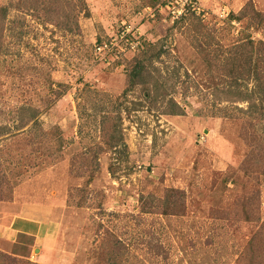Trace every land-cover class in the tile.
Returning <instances> with one entry per match:
<instances>
[{"label":"rangeland","instance_id":"rangeland-1","mask_svg":"<svg viewBox=\"0 0 264 264\" xmlns=\"http://www.w3.org/2000/svg\"><path fill=\"white\" fill-rule=\"evenodd\" d=\"M84 1L89 14L70 32L42 23L43 10L33 16L26 0H0L9 18L25 20L5 22L0 37V125L11 134L0 137V224L24 201L44 220L43 240L0 238L9 257L1 263L111 264L104 236L114 231L127 246L116 264H249L250 242L264 231V158L253 163L250 126L218 90L245 34L264 40V22L249 27L248 16L228 14L248 3L264 13V0H194L182 20L166 0ZM125 26L137 28L139 52L120 42ZM103 41L113 50L96 51ZM152 45L168 50L152 64L161 95L145 98L140 86L123 95L135 58ZM170 98L182 113H166ZM121 101L127 154L119 156L99 126ZM22 105L36 108L34 127H17ZM94 150V170L84 169ZM168 188L184 190L182 211L141 212L146 195Z\"/></svg>","mask_w":264,"mask_h":264},{"label":"trees","instance_id":"trees-1","mask_svg":"<svg viewBox=\"0 0 264 264\" xmlns=\"http://www.w3.org/2000/svg\"><path fill=\"white\" fill-rule=\"evenodd\" d=\"M24 3V8L27 12H31L33 16L40 18V10H43L45 15L42 19V23H52L55 27L62 30L73 32L74 30L79 29L78 17L81 12L85 16L89 14L87 5L84 0L78 2V0H38V2H32V0H26ZM161 0H149V5H156ZM19 5V4H17ZM71 8V12H66V7ZM9 8L10 6L2 5L0 6V37L6 28L9 21L16 22L19 24V27L23 26L25 20L14 17L9 18ZM20 8L16 6L15 9ZM194 13L190 10H187L182 16L178 19L182 20L186 17L187 14ZM62 16H65L63 19ZM248 16L249 22L247 26L257 27L264 22V13L257 10L252 3H248L240 11V14L229 13L227 16L228 21L236 18L241 20L243 17ZM6 22V23H5ZM12 26H9L8 29ZM21 29V28H20ZM20 30V33L21 34ZM152 47V48H151ZM147 50H143V54L140 57L135 58L134 64L132 65L130 71L128 72L127 87L123 91V95H127L128 91L134 89L136 86H140L144 90V97L151 98L152 100L156 99V96L161 95L160 93V81L154 74V70H157L153 66L154 59H160L161 56L166 53L168 50L165 47L156 48L155 45H152ZM3 49L2 44L0 43V52ZM237 49L231 60L228 61L227 70L228 74L233 78L218 90L219 93L223 94L225 98L224 101L231 102L232 104L228 105L225 109H238L239 112L243 113L245 123L250 126V137L252 149L250 151V158L254 164L259 165L262 163L264 158V135L261 131L264 121V40H254L251 35L245 34V41L239 43ZM150 52V53H149ZM240 77L244 78V82L238 83ZM254 81L253 86H248V81ZM57 94L60 92L56 91ZM154 92V95L152 94ZM236 102H245L246 106H238L234 103ZM234 105V106H232ZM236 105V106H235ZM168 107L165 111L170 114H180L184 110L183 108L172 98L168 100ZM114 109L116 110V115L113 116L111 112H106L102 114L100 122V131L103 137V141L109 148H112L116 155H126L127 154V145L125 144L123 133H122V123H121V111L123 109V101L114 104ZM37 110L34 107L28 105H22L18 111L19 123L17 124L18 128H23L30 121H32V127H34L37 122ZM10 132L5 130L3 126L0 125V137L4 136L5 139H8V136H5ZM93 155L91 158L84 156L83 161L85 167H90L92 171L95 167V150L92 152ZM264 172V169H263ZM87 182H90L93 178V174L89 172ZM184 195L185 192L182 189L178 188H168L163 191L160 196L149 193L146 195L145 199L142 200L141 212H150L158 213L163 215L176 214L184 209ZM264 231L258 236L261 240L254 239L253 242H250L249 249V264H264ZM263 237V238H262ZM105 244L107 247V255L111 264H116L121 262V260L127 254V246L125 242L116 235V233L109 232L108 235L104 236ZM257 242V243H256ZM4 258H9L3 252H0V263L3 262ZM2 264V263H1Z\"/></svg>","mask_w":264,"mask_h":264},{"label":"crops","instance_id":"crops-1","mask_svg":"<svg viewBox=\"0 0 264 264\" xmlns=\"http://www.w3.org/2000/svg\"><path fill=\"white\" fill-rule=\"evenodd\" d=\"M12 203H16V201L14 200ZM22 204V207H20L22 211L15 214L13 211L12 215L8 217L10 218L9 221L4 220V223H1L5 229H3L4 233L0 232V238L5 237V239H9L8 241H15L18 234H23L25 236L35 237V241L43 240L44 238L42 237L41 231L43 229L42 221L44 220L42 218H37V211L35 210L38 208L27 201H24ZM13 206L12 204V207ZM2 213V217L3 215L5 217L7 216L5 210ZM11 236L14 238H11Z\"/></svg>","mask_w":264,"mask_h":264},{"label":"built area","instance_id":"built-area-1","mask_svg":"<svg viewBox=\"0 0 264 264\" xmlns=\"http://www.w3.org/2000/svg\"><path fill=\"white\" fill-rule=\"evenodd\" d=\"M166 2L167 7L171 9L172 15L176 18L182 16L188 10V8L194 10V0H166ZM137 32L138 30L134 26L130 28L129 26H125L120 30L119 33V37L121 39L120 42L126 43V45L129 46V48L134 52H139L141 48H143V42L140 40L133 42V36ZM113 45L114 44L112 41L99 42L98 45H96L95 50L102 52L111 51L113 50Z\"/></svg>","mask_w":264,"mask_h":264}]
</instances>
